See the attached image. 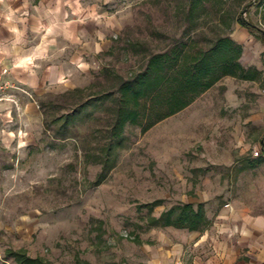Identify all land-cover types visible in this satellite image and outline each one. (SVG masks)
Masks as SVG:
<instances>
[{"label": "rangeland", "instance_id": "rangeland-1", "mask_svg": "<svg viewBox=\"0 0 264 264\" xmlns=\"http://www.w3.org/2000/svg\"><path fill=\"white\" fill-rule=\"evenodd\" d=\"M67 2L68 17L79 20L86 43L109 48L86 55L91 74L77 73L75 87L27 97L36 114L11 106L25 141L0 142V264H16L6 257L9 248H25L53 264H77L78 257L84 264H181L169 240L180 244L193 240V233L150 227L144 204L163 200L154 209L156 217L181 203H204L210 216L224 208L264 213L262 32L248 29L258 45L247 58L255 56L261 69L246 67L260 70L259 80L224 77L189 107L148 130L127 125L113 167L95 185L102 165L94 162V154L101 156L114 108L111 100L99 101L97 93L117 84L102 69L127 76L143 65L132 43L154 51L190 40L207 47L226 25H217L211 12L193 20L191 0ZM227 7L234 17L241 12L264 31L262 6L245 11L236 0ZM75 88L85 92H73ZM68 113L76 116L62 131L53 120ZM209 248V242L186 243L182 263L205 260Z\"/></svg>", "mask_w": 264, "mask_h": 264}, {"label": "trees", "instance_id": "trees-1", "mask_svg": "<svg viewBox=\"0 0 264 264\" xmlns=\"http://www.w3.org/2000/svg\"><path fill=\"white\" fill-rule=\"evenodd\" d=\"M234 1L236 0H191L190 15L193 20L199 21L203 12H211L217 25H226V29L218 30L209 46H201L198 40L177 41L168 50L154 51L147 45L134 42L131 49L143 57V65L138 70L123 76L112 68L102 69L101 74L104 77H115L117 84L110 90L97 93L99 101L111 100L114 108L101 156L94 154V162L102 165L95 185L103 183L113 167L112 156L125 139L127 125H137L148 130L189 107L224 77L232 76L246 81L261 78L260 70L247 68L241 63L243 45L235 41L231 33L237 22L252 32L261 31L259 39L264 44V31L244 18L241 12L234 17L227 7ZM238 3H244L245 11L252 5L264 8V0H238ZM73 92L83 93L85 89L75 88ZM83 105L85 104L80 106ZM75 116V113L64 114L53 122L59 123L64 131L73 124ZM48 127L50 126L47 124ZM162 204L163 200H156L142 206L148 209V222L152 228L174 227L204 232L212 225L213 221L208 217L204 203L177 204L163 211L160 216H154V209ZM6 257L12 258L16 264H53L44 257L31 256L25 248H9L6 250ZM77 264L84 262L78 257Z\"/></svg>", "mask_w": 264, "mask_h": 264}, {"label": "crops", "instance_id": "crops-1", "mask_svg": "<svg viewBox=\"0 0 264 264\" xmlns=\"http://www.w3.org/2000/svg\"><path fill=\"white\" fill-rule=\"evenodd\" d=\"M67 3L0 0V73L3 67L9 68L10 77L32 95H44L54 87L62 91L75 87L71 85L77 73L91 74L92 65L86 61V55L109 48H104L105 43H86L85 29L79 27L78 19L68 17ZM233 39L243 45L241 63L261 69L255 56L247 58L251 48L258 45L250 31L239 24L233 29ZM23 98L25 112L36 114L35 103ZM17 120L10 104H0V142L16 141L21 145L25 141V136L19 134L24 129ZM207 215L212 225L204 232L191 231L193 240L186 238L180 244L169 240L181 264L185 244L192 242L210 245L206 259L197 257L195 264H264V213L231 212L224 208Z\"/></svg>", "mask_w": 264, "mask_h": 264}, {"label": "built area", "instance_id": "built-area-1", "mask_svg": "<svg viewBox=\"0 0 264 264\" xmlns=\"http://www.w3.org/2000/svg\"><path fill=\"white\" fill-rule=\"evenodd\" d=\"M23 97L32 98L33 95L10 77L9 68L3 67L0 73V104L8 103L20 112L23 109ZM255 155H259V151Z\"/></svg>", "mask_w": 264, "mask_h": 264}]
</instances>
